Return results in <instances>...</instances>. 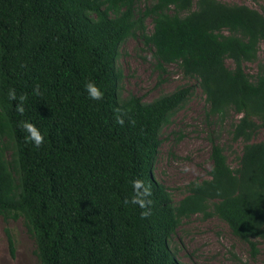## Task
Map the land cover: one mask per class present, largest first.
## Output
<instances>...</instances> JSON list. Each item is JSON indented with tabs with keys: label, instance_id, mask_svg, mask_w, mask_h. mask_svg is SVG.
Returning <instances> with one entry per match:
<instances>
[{
	"label": "trees",
	"instance_id": "obj_1",
	"mask_svg": "<svg viewBox=\"0 0 264 264\" xmlns=\"http://www.w3.org/2000/svg\"><path fill=\"white\" fill-rule=\"evenodd\" d=\"M140 1L0 0V216L22 218L38 264H185L170 239L194 214L224 221L252 258L264 240V141L252 142L264 128V63L254 75L244 69L264 42V9ZM137 35L157 67L175 64L196 81L208 115L241 116L231 130L244 142L237 167L213 143L209 178L190 182L177 203L154 169L161 130L194 87L151 102L122 97L119 49ZM89 81L103 100L89 98ZM10 89L26 97L22 115ZM22 120L44 135L39 148L25 141ZM137 178L151 186L146 218L138 204H125Z\"/></svg>",
	"mask_w": 264,
	"mask_h": 264
},
{
	"label": "rangeland",
	"instance_id": "obj_2",
	"mask_svg": "<svg viewBox=\"0 0 264 264\" xmlns=\"http://www.w3.org/2000/svg\"><path fill=\"white\" fill-rule=\"evenodd\" d=\"M229 4H242L258 11L264 9V0H219ZM150 0H141L140 5ZM152 24L147 22V32ZM118 67L123 78L120 94L140 97L151 102L160 95L169 94L181 86H193L186 104L179 109L160 133L161 145L155 163L154 175L170 192L174 202L187 195L190 182L208 179L211 167L210 149L213 143L223 148L231 168L237 167V156L244 145L232 140V125L240 115L230 111L223 118L208 115V105L194 79L185 78L175 64L157 67L151 49L137 35L120 46ZM264 63V42L259 45L257 61L245 63L244 69L254 75L257 64ZM230 67L231 62L227 61ZM264 141V128L252 142ZM187 168L188 171L183 169ZM9 235L14 244L11 255ZM258 254L252 258L248 246L235 238L227 224L216 216L204 218L202 214L184 217L170 239L176 257L185 264H264V240H257ZM0 264H38L35 242L22 218L5 219L0 216Z\"/></svg>",
	"mask_w": 264,
	"mask_h": 264
},
{
	"label": "clouds",
	"instance_id": "obj_3",
	"mask_svg": "<svg viewBox=\"0 0 264 264\" xmlns=\"http://www.w3.org/2000/svg\"><path fill=\"white\" fill-rule=\"evenodd\" d=\"M85 90L87 91L89 98L94 101H100L104 98V93L94 81H89L85 85ZM34 93L37 95L40 94L38 85L34 89ZM8 95L10 100L16 101V111L22 115L24 113V102L26 97L20 96L18 98L15 89H10ZM117 111H119V109H117ZM117 122L121 125L124 123L123 119H118ZM19 127L23 132L27 133V135L25 136L26 142L33 143L34 146L37 148H39L44 143V135L41 133L39 128L32 122L22 120L19 123ZM183 170L188 171L187 168ZM132 187L133 195L130 199L125 200V204H138L139 207L145 209V211L141 213V216L143 218H146L150 215V208L148 206L151 204V200L147 198L151 196V186H146L143 180L137 178L132 181Z\"/></svg>",
	"mask_w": 264,
	"mask_h": 264
}]
</instances>
